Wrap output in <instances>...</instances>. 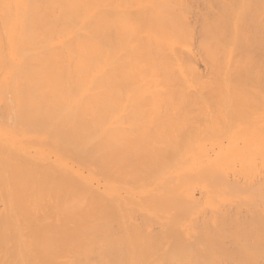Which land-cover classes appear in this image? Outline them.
I'll list each match as a JSON object with an SVG mask.
<instances>
[{"label": "bare ground", "instance_id": "1", "mask_svg": "<svg viewBox=\"0 0 264 264\" xmlns=\"http://www.w3.org/2000/svg\"><path fill=\"white\" fill-rule=\"evenodd\" d=\"M0 264H264V0H0Z\"/></svg>", "mask_w": 264, "mask_h": 264}, {"label": "rangeland", "instance_id": "2", "mask_svg": "<svg viewBox=\"0 0 264 264\" xmlns=\"http://www.w3.org/2000/svg\"><path fill=\"white\" fill-rule=\"evenodd\" d=\"M208 148V147H207ZM209 150V149H208ZM207 150V151H208ZM210 153H214V152H210ZM169 162H171V161H169V159H168V161H164V163L165 164H167V166H169L170 164H169ZM157 164H155V166H156ZM158 168V167H157ZM103 174V173H102ZM105 178H106V176L105 175H100V190H102V188H103V186H102V183L104 182V180H105ZM130 181V182H129ZM128 181V183H127V185L125 186V188H124V191H133V190H138L137 188H135V185H133V182L131 181V180H129ZM132 182V183H131ZM131 183V184H130ZM96 185H97V183H96ZM111 204H113V205H111V207L113 208V206H115L116 207V205H114V203H111ZM129 206V205H128ZM115 207L113 208L114 210H115ZM137 207V209H135V211H134V208H132V207H130L129 206V208H128V210H130L129 211V213H128V217H130L129 216V214H131V218H132V220H138V222H143L144 221V223L143 224H146L147 222H146V220H148L150 217H153L154 216V210L152 209L151 211H150V213H148V212H141V211H143V209H141V207H139V206H136ZM132 208V209H131ZM138 208H140V209H138ZM112 209V210H113ZM139 210V211H138ZM141 210V211H140ZM140 213V214H139ZM150 215V217H149V215ZM153 214V215H152ZM139 215V216H138ZM145 215H147L148 217L146 218L145 217ZM141 219H142V221H141ZM152 225V224H151ZM153 226V227H152ZM151 227L154 229V227H156L157 228V226H154V223H153V225H152Z\"/></svg>", "mask_w": 264, "mask_h": 264}]
</instances>
